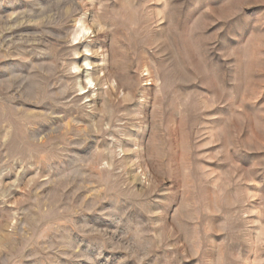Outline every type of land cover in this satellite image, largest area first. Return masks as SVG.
I'll return each instance as SVG.
<instances>
[{"label":"rangeland","instance_id":"374dc122","mask_svg":"<svg viewBox=\"0 0 264 264\" xmlns=\"http://www.w3.org/2000/svg\"><path fill=\"white\" fill-rule=\"evenodd\" d=\"M0 264H264V0H0Z\"/></svg>","mask_w":264,"mask_h":264},{"label":"bare ground","instance_id":"6f19581e","mask_svg":"<svg viewBox=\"0 0 264 264\" xmlns=\"http://www.w3.org/2000/svg\"><path fill=\"white\" fill-rule=\"evenodd\" d=\"M77 29H78V28H77ZM81 29H82V28H81ZM78 30H79V29H78ZM82 32H83V30H82ZM85 32H86V31H85ZM81 34H84V33H81ZM81 34H80V35H81Z\"/></svg>","mask_w":264,"mask_h":264}]
</instances>
